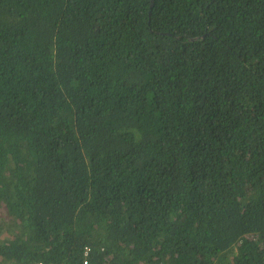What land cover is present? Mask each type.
Segmentation results:
<instances>
[{"label": "trees", "instance_id": "trees-1", "mask_svg": "<svg viewBox=\"0 0 264 264\" xmlns=\"http://www.w3.org/2000/svg\"><path fill=\"white\" fill-rule=\"evenodd\" d=\"M86 260L264 264V0H0V264Z\"/></svg>", "mask_w": 264, "mask_h": 264}, {"label": "built area", "instance_id": "built-area-1", "mask_svg": "<svg viewBox=\"0 0 264 264\" xmlns=\"http://www.w3.org/2000/svg\"><path fill=\"white\" fill-rule=\"evenodd\" d=\"M89 251H90V250L87 248V250H86V252H85V256L88 255ZM33 264H43V263H42V262H37V263H33ZM84 264H88V261L86 260V261L84 262Z\"/></svg>", "mask_w": 264, "mask_h": 264}]
</instances>
